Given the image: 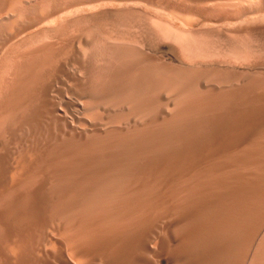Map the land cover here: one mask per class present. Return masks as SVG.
I'll list each match as a JSON object with an SVG mask.
<instances>
[{"label": "rangeland", "instance_id": "1", "mask_svg": "<svg viewBox=\"0 0 264 264\" xmlns=\"http://www.w3.org/2000/svg\"><path fill=\"white\" fill-rule=\"evenodd\" d=\"M222 1L0 0V264H264L263 0Z\"/></svg>", "mask_w": 264, "mask_h": 264}, {"label": "bare ground", "instance_id": "2", "mask_svg": "<svg viewBox=\"0 0 264 264\" xmlns=\"http://www.w3.org/2000/svg\"><path fill=\"white\" fill-rule=\"evenodd\" d=\"M12 1V0H11ZM20 1H22V2H24V3H26V2H28L29 0H20ZM199 1H205V2H209V1H215V0H199ZM224 1V0H223ZM222 1V2H223ZM35 2H37V1H35ZM136 2V1H135ZM221 2V3H222ZM236 2V1H235ZM234 2V3H235ZM4 3V2H3ZM154 3V2H153ZM214 3H216V2H214ZM239 3V2H238ZM32 4V3H31ZM204 4V3H203ZM211 4V3H210ZM7 5V4H6ZM214 5V4H213ZM43 6V5H42ZM45 6V5H44ZM223 6V5H222ZM15 7V6H14ZM213 7V6H212ZM224 7V6H223ZM4 8H5V6H4ZM16 8V7H15ZM33 8V7H32ZM10 9H11V7H10ZM9 9V10H10ZM62 9V7L61 6H57L56 8H54L51 12L52 13H54V12H56V11H59V10H61ZM226 9V8H225ZM240 9V8H239ZM6 10V9H5ZM187 10V9H186ZM238 10V9H237ZM245 10V9H244ZM1 11V10H0ZM4 11V10H3ZM15 11V10H14ZM240 11V12H239ZM234 16H232V17H226V16H224V15H217L215 18H203L202 19V21L200 22V23H198L196 26H202V27H212V26H219V24H223V23H227L228 25H232V24H239L240 22H243L247 17H249L250 16V12H246V11H241V10H239ZM250 11V10H249ZM16 12V11H15ZM164 12V11H163ZM235 12H236V10H235ZM235 12H233V13H235ZM257 12L258 13H261V14H263L264 15V0L263 1H261L259 4H258V10H257ZM3 12H1V14H2ZM13 13V12H12ZM219 13V12H218ZM222 13V12H221ZM227 13V12H226ZM229 13V12H228ZM229 15H231V14H229ZM23 16V15H22ZM17 17H18V15H17ZM20 17V16H19ZM14 18H15V16H14ZM42 17H38L37 19H36V21H42L43 19H41ZM17 19V18H16ZM19 19V18H18ZM157 20V19H156ZM190 20H191V18H190ZM189 20V21H190ZM40 21V22H41ZM1 22H2V20H1ZM192 22V21H191ZM204 22H206V24H204ZM176 24V23H175ZM174 25V24H173ZM9 26V25H8ZM15 26V25H14ZM36 26H38V25H36ZM195 26V25H194ZM223 26V25H222ZM253 26V25H252ZM24 28H26V27H24ZM204 28V29H205ZM252 28V27H251ZM2 29V28H1ZM13 29V28H12ZM226 29V28H225ZM236 30V29H235ZM99 31V30H98ZM163 31V30H162ZM176 31V30H175ZM16 32V31H15ZM28 33V32H27ZM54 33H56V32H54ZM72 33V32H71ZM26 34V33H25ZM75 34V33H74ZM208 34V33H207ZM60 35V34H59ZM12 37H13V35H12ZM231 37V36H230ZM103 38V37H102ZM12 39V38H11ZM16 39H18V37L16 38ZM15 39V40H16ZM241 40V39H240ZM41 42V41H40ZM51 42V41H50ZM53 42V41H52ZM44 43V42H43ZM6 44V43H5ZM10 44H11V42H10ZM39 47V46H38ZM3 48V47H2ZM6 48V47H5ZM26 48V47H25ZM27 51V50H26ZM128 51V50H127ZM243 52V51H242ZM1 53V52H0ZM22 54H24L23 52H22ZM62 54V53H61ZM60 54V55H61ZM169 54H170V52H169ZM172 54V53H171ZM246 54V53H245ZM31 55V54H30ZM172 55H174V54H172ZM176 55V54H175ZM178 55V54H177ZM63 56V55H62ZM23 57V56H22ZM25 57V56H24ZM30 57V56H29ZM170 57V56H169ZM175 57V56H174ZM172 58V57H171ZM199 58V57H198ZM40 60V59H39ZM177 60V59H176ZM179 60V59H178ZM181 60V59H180ZM37 61V60H36ZM231 61V60H230ZM250 61V60H249ZM35 62V61H34ZM181 62V61H180ZM184 62V61H183ZM33 63V62H32ZM203 63V62H202ZM234 63V62H233ZM9 64H11V63H9ZM12 65V64H11ZM33 65V64H32ZM47 65H49V64H47ZM205 65V64H204ZM13 66V65H12ZM11 67V66H10ZM28 67V66H27ZM244 67V66H243ZM12 68V67H11ZM17 68V67H16ZM13 69V68H12ZM19 69V68H18ZM45 69V68H44ZM49 69V68H48ZM53 69V68H52ZM3 71V70H2ZM13 71V70H12ZM154 71V70H153ZM47 72V71H46ZM25 73V72H24ZM50 73V72H49ZM55 73V72H54ZM144 73V72H143ZM149 73V72H148ZM23 74V73H22ZM21 74V75H22ZM47 74V73H46ZM50 77V76H49ZM28 78V77H27ZM45 79V78H44ZM121 80V79H120ZM45 82V81H44ZM10 85V84H9ZM19 85V84H18ZM23 85H25V84H23ZM174 86V85H173ZM18 87V86H17ZM51 87V86H50ZM162 87V86H161ZM165 87V86H164ZM171 87V86H170ZM169 88V87H168ZM250 88V87H249ZM31 89H32V87H31ZM154 89V88H153ZM245 89V88H244ZM168 91V90H167ZM53 92H54V90H53ZM169 92V91H168ZM256 92V91H255ZM112 94V93H111ZM161 94V93H160ZM179 94H181V93H179ZM29 95V94H28ZM40 95V94H39ZM144 95V94H143ZM158 95H159V93H158ZM167 95V94H166ZM177 95V94H176ZM234 95V94H233ZM117 96V95H116ZM131 97V96H130ZM138 97V96H137ZM157 97V96H156ZM5 98V97H4ZM132 98V97H131ZM144 99V98H143ZM151 99V98H150ZM157 99V98H156ZM128 100V99H127ZM127 100H126V102H127ZM139 100V99H138ZM146 100V99H145ZM180 100V99H179ZM192 100V99H191ZM224 100V99H223ZM230 100V99H229ZM234 100V99H233ZM257 100V99H256ZM96 101V100H95ZM149 101V100H148ZM103 102V101H102ZM140 102H142V100L141 101H139V103ZM155 102V101H154ZM158 102V101H157ZM185 102V101H184ZM189 102V101H188ZM191 102V101H190ZM199 102V101H198ZM203 102V101H202ZM227 102V101H226ZM239 102V101H238ZM107 103V102H106ZM153 103V102H152ZM157 104V103H156ZM190 104V103H189ZM130 105H132V104H130ZM139 105V104H138ZM192 105V104H191ZM147 106H149V105H147ZM214 106V105H213ZM226 106V105H225ZM231 106V105H230ZM35 107V106H34ZM132 107V106H131ZM156 107V106H155ZM158 107V106H157ZM156 107V108H157ZM229 107V106H228ZM128 108V107H127ZM212 108V107H211ZM213 108H215V107H213ZM232 108V107H231ZM235 108H237V107H235ZM7 109V108H6ZM60 109H61V107H60ZM103 109H105V107L103 108ZM142 109V108H141ZM150 109V108H149ZM21 110V109H20ZM136 110V109H135ZM135 110H133V112L135 111ZM212 110V109H211ZM24 111V110H23ZM107 111H108V109H107ZM138 111V110H137ZM147 111V110H146ZM160 111V110H159ZM158 111V112H159ZM188 111H189V109H188ZM218 111V110H217ZM26 112V111H25ZM132 112V111H131ZM136 112V111H135ZM157 112V111H156ZM166 112V111H165ZM186 112V111H185ZM192 112V111H191ZM261 112V111H260ZM259 112V113H260ZM129 113V112H128ZM127 113V114H128ZM154 113V112H153ZM206 113V112H205ZM131 114V113H130ZM190 114V113H189ZM117 115V114H116ZM132 115V114H131ZM144 115V114H143ZM148 115V114H147ZM197 115V114H196ZM233 115V114H232ZM19 116V115H18ZM49 116H51V115H49ZM134 116V115H133ZM141 116V115H140ZM179 116V115H178ZM2 117V116H1ZM34 117V116H33ZM56 117H57V115H56ZM61 117V116H60ZM129 118H130V116H129ZM128 118V119H129ZM142 118H144V117H142ZM162 118H164L163 116H162ZM3 119H5V118H2V121H3ZM8 119V118H7ZM63 119V118H62ZM153 120V119H152ZM171 120V119H170ZM210 120V119H209ZM58 121V120H57ZM124 121H127V120H124ZM182 121V120H181ZM60 122V121H59ZM145 122V121H144ZM151 122V121H150ZM20 123V122H19ZM152 123H153V121H152ZM240 123V122H239ZM139 124V123H138ZM146 124V123H145ZM184 124V123H183ZM190 124V123H189ZM236 124V123H235ZM264 124V123H263ZM1 125H3V124H1ZM5 125V124H4ZM26 125V124H25ZM55 125H57L56 123H55ZM243 125V124H242ZM175 126V125H174ZM182 126V125H181ZM240 126H241V124H240ZM239 126V127H240ZM64 127V126H63ZM155 127V126H154ZM2 128V127H1ZM1 128H0V130H1ZM8 128H9V126H8ZM67 128V127H66ZM237 128V127H236ZM247 128V127H246ZM6 129V128H5ZM58 129V128H57ZM100 129V128H99ZM204 129V128H203ZM3 130V129H2ZM9 130V129H8ZM28 130V129H27ZM65 130V129H64ZM74 130V129H73ZM153 130V129H152ZM78 131V130H77ZM76 131V132H77ZM49 132V131H48ZM71 132V131H70ZM118 132V131H117ZM143 132V131H142ZM31 133V132H30ZM69 133V132H68ZM231 133V132H230ZM244 133H246V132H244ZM44 134V133H43ZM48 134V133H47ZM59 134V133H58ZM64 134H66V133H64ZM87 134V133H86ZM97 134H99V133H97ZM113 134H115V133H113ZM232 134V133H231ZM233 134H235V133H233ZM2 135V134H1ZM78 135H80L79 133H78ZM132 135V134H131ZM130 135V136H131ZM162 135V134H161ZM58 136V135H57ZM81 136V135H80ZM106 137H107V135H105ZM114 136V135H113ZM136 136V135H135ZM149 136V135H148ZM176 136V135H175ZM258 136H260V134L258 135ZM1 137V136H0ZM54 137V136H53ZM146 137V136H145ZM237 137V136H236ZM52 138V137H51ZM105 138V137H104ZM116 138V137H115ZM119 138H122V137H119ZM126 138H127V136H126ZM135 138V137H134ZM159 138V137H158ZM256 138V137H255ZM259 138V137H258ZM107 139V138H106ZM155 139V138H154ZM252 139H254V138H252ZM1 141H2V139H0ZM4 140V139H3ZM54 140V139H53ZM100 140V139H99ZM108 140V139H107ZM118 140V139H117ZM130 140V139H129ZM132 140V139H131ZM232 140V139H231ZM56 141V140H55ZM65 141V140H64ZM73 141V140H72ZM97 141V140H96ZM125 141V140H124ZM160 141V140H159ZM11 142V141H10ZM78 142V141H77ZM89 142V141H88ZM101 142V141H100ZM108 142V141H107ZM106 142V143H107ZM113 142V141H112ZM152 142V141H151ZM155 142H157V141H155ZM232 142V141H231ZM238 142V141H237ZM4 143V142H3ZM31 143H32V141H31ZM85 143V142H84ZM93 143V142H92ZM124 143V142H123ZM154 143V142H153ZM182 143V142H181ZM53 144V143H52ZM55 144H56V142H55ZM96 144V143H95ZM146 144V143H145ZM175 144V143H174ZM226 144V143H225ZM27 145V144H26ZM80 145V144H79ZM81 145H83V144H81ZM88 145H90V144H88ZM97 145V144H96ZM113 145V144H112ZM123 145V144H122ZM141 145V144H140ZM29 146V145H28ZM70 146V145H69ZM72 146V145H71ZM84 146V145H83ZM46 147V146H45ZM67 147H68V145H67ZM111 147V146H110ZM222 147V146H221ZM37 148V147H36ZM47 148V147H46ZM75 148V147H74ZM88 148V147H87ZM162 148H164V147H162ZM247 148V147H246ZM81 149H82V147H81ZM89 149V148H88ZM94 149H96V151H97V147L96 148H94ZM100 149V148H99ZM122 149V148H121ZM260 149V148H259ZM44 150V149H43ZM53 150V149H52ZM76 150H78V149H76ZM86 150V149H85ZM92 150V149H91ZM118 150V149H117ZM127 150V149H126ZM72 151H74V150H72ZM83 152H84V150H82ZM103 151V150H102ZM111 151V150H110ZM164 151V150H163ZM173 151V150H172ZM176 151V150H175ZM20 152V151H19ZM76 152H78V151H76ZM75 152V153H76ZM86 152H88V151H86ZM86 152H84V153H86ZM125 152V151H124ZM123 152V153H124ZM165 152V151H164ZM170 152H171V150H170ZM242 152H243V150H242ZM62 153H64V152H62ZM61 153V154H62ZM80 153V152H79ZM83 153V154H84ZM98 153H100V152H98ZM152 153V152H151ZM240 153V152H239ZM255 153V152H254ZM264 153V152H263ZM21 154H23V153H21ZM33 154V153H32ZM64 154H66V153H64ZM64 154H62V156H64L65 157V155ZM116 154V153H115ZM114 154V155H115ZM138 154V153H137ZM157 154V153H156ZM162 154V153H161ZM55 155V154H54ZM78 155H80V154H78ZM96 155V154H95ZM98 155V154H97ZM100 155V154H99ZM112 155V154H111ZM150 155V154H149ZM159 155V154H158ZM198 155V154H197ZM201 155V154H200ZM32 156V155H31ZM59 156V155H58ZM61 156V157H62ZM76 156V155H75ZM102 156H104V155H102ZM152 156V155H151ZM217 156V155H216ZM233 156V155H232ZM69 157V156H68ZM80 157V156H79ZM87 157V156H86ZM134 157H136V156H134ZM59 158H60V156H59ZM63 158V157H62ZM72 158V157H71ZM99 158V157H98ZM35 159V158H34ZM48 159H49V157H48ZM55 159V158H54ZM78 159V158H77ZM113 159V158H112ZM120 159V158H119ZM128 159V158H127ZM126 159V160H127ZM131 159H132V157H131ZM135 159V158H134ZM158 159V158H157ZM181 159V158H180ZM198 159V158H197ZM196 159V160H197ZM202 159V158H201ZM233 159V158H232ZM250 159V158H249ZM67 160V159H66ZM72 160V159H71ZM88 160V159H87ZM136 160V159H135ZM142 160H144V159H142ZM177 160V159H176ZM247 160V159H246ZM25 161V160H24ZM30 161H32V160H30ZM56 161V160H55ZM112 161V160H111ZM114 161V160H113ZM130 161V160H129ZM133 161V160H132ZM146 161V160H145ZM149 161V160H148ZM158 161V160H157ZM237 161V160H236ZM255 161V160H254ZM26 162V161H25ZM34 162V161H33ZM50 162V161H49ZM68 162V161H67ZM102 162V161H101ZM171 162H173V160L171 161ZM177 162V161H176ZM225 162V161H224ZM248 162V161H247ZM44 163V162H43ZM57 163V162H56ZM128 163V162H127ZM134 163V162H133ZM184 163V162H183ZM238 164H240L239 162H237ZM251 163H252V161H251ZM14 164V163H13ZM50 164V163H49ZM100 164V163H99ZM118 164V163H117ZM132 163H130V165H131ZM140 164V163H139ZM214 164V163H213ZM254 164V163H253ZM257 164V163H256ZM52 165V164H51ZM57 165H58V163H57ZM64 165V164H63ZM159 165V164H158ZM207 165V164H206ZM62 166V165H61ZM67 166V165H66ZM65 166V167H66ZM74 166V165H73ZM115 166V165H114ZM192 166V165H191ZM208 166V165H207ZM64 167V168H65ZM82 167V166H81ZM85 167V166H84ZM87 167V166H86ZM94 167V166H93ZM100 167V166H99ZM111 167H112V165H111ZM118 167V166H117ZM205 167V166H204ZM20 168H22V166L20 167ZM20 168H18V170L20 169ZM42 168V167H41ZM55 168V167H54ZM59 168V167H58ZM70 168V167H69ZM78 168V167H77ZM83 168V167H82ZM16 169H17V167H16ZM25 169V168H24ZM35 169V168H34ZM47 169V168H46ZM63 169V168H62ZM61 169V170H62ZM66 169V168H65ZM65 169H64V171H65ZM74 169H75V167H74ZM80 169V168H79ZM92 169V168H91ZM113 169H114V167H113ZM141 169H143V168H141ZM153 169V168H152ZM116 170V169H115ZM127 170V169H126ZM246 170V169H245ZM251 170V169H250ZM22 171H23V169H22ZM36 171V170H35ZM43 171H44V169H43ZM53 171H55V170H53ZM57 171V170H56ZM83 171V170H82ZM89 171V170H88ZM94 171V170H93ZM143 171V170H142ZM168 171V170H167ZM174 171V170H173ZM178 171V170H177ZM215 171V170H214ZM39 172V171H38ZM58 172V171H57ZM85 172V171H84ZM87 172V171H86ZM91 172V171H90ZM89 172V173H90ZM108 172V171H107ZM216 172V171H215ZM40 173V172H39ZM45 173V172H44ZM92 173V172H91ZM178 173V172H177ZM212 173V172H211ZM60 174V173H59ZM64 174H65V172H64ZM85 174V173H84ZM94 174V173H93ZM96 174L98 175V173H97V171H96ZM114 174V173H113ZM36 175V174H35ZM50 175V174H49ZM70 175H72L73 176V174L71 173ZM92 175V174H91ZM90 175V176H91ZM96 175V176H97ZM222 175V174H221ZM85 176V175H84ZM128 176V175H127ZM141 176V175H140ZM213 176V175H212ZM35 177V176H34ZM53 177V176H52ZM51 176L49 177V178H52ZM68 177V176H67ZM81 177V176H80ZM83 177V176H82ZM118 177V176H117ZM131 177V176H130ZM138 177V176H137ZM46 178V177H45ZM44 178V179H45ZM66 178V177H65ZM64 178V179H65ZM84 178V177H83ZM87 178H89V177H87ZM102 178V177H101ZM151 178V177H150ZM161 178V177H160ZM167 178V177H166ZM261 178V177H260ZM21 179V178H20ZM48 179V178H47ZM56 179V178H55ZM103 179V178H102ZM170 179V178H169ZM200 179V178H199ZM235 179H237V180H235V181H238L239 179L238 178H235ZM241 179V178H240ZM16 180H17V178H16ZM25 180V179H24ZM57 180V179H56ZM83 180V179H82ZM85 180V179H84ZM93 180V179H92ZM153 180V179H152ZM165 180V179H164ZM163 180V181H164ZM1 181H2V179H1ZM68 181V180H67ZM72 181V180H71ZM80 181V180H79ZM78 181V182H79ZM136 181V180H135ZM162 181V180H161ZM185 181V180H184ZM219 181H222V180H219ZM253 181V180H252ZM31 182V181H30ZM37 182V181H36ZM101 182V181H100ZM120 182V181H119ZM122 182V181H121ZM166 182V181H165ZM164 182V183H165ZM186 182V181H185ZM218 182V181H217ZM55 183V182H54ZM71 183V182H70ZM84 183V182H83ZM213 183V182H212ZM236 183H238V182H236ZM16 184V183H15ZM166 184V183H165ZM184 184V183H183ZM196 184V183H195ZM239 184V183H238ZM35 185V184H34ZM44 185V184H43ZM71 185V184H70ZM87 185V184H86ZM85 185V186H86ZM117 185V184H116ZM119 185H121V184H119ZM118 185V186H119ZM127 185V184H126ZM125 185V186H126ZM140 185V184H139ZM157 185V184H156ZM16 186V185H15ZM20 186V185H19ZM26 186V185H25ZM36 186V185H35ZM38 186V185H37ZM36 186V187H37ZM61 186V185H60ZM91 186V185H90ZM89 186V187H90ZM124 186V184L122 185V187H125ZM146 186V185H145ZM206 186H207V184H206ZM218 186V185H217ZM237 186H239V185H235V187H237ZM252 186V185H251ZM21 187V186H20ZM88 187V186H87ZM102 187V186H101ZM107 187V186H106ZM234 187V189H236ZM253 187V186H252ZM43 188V187H42ZM82 188V187H81ZM84 188H86V187H84ZM95 188V187H94ZM104 188V187H103ZM119 188V187H118ZM151 188V187H150ZM257 188V187H256ZM262 188V187H261ZM53 189V188H52ZM77 189V188H76ZM100 189V188H99ZM110 189V188H109ZM120 189V188H119ZM228 189V188H227ZM254 189V188H253ZM32 190V189H31ZM81 190V189H80ZM83 190V189H82ZM104 190H106V189H104ZM155 190V189H154ZM206 190V189H205ZM257 190V189H256ZM49 191V190H48ZM95 191V190H94ZM102 191V190H101ZM126 191V190H125ZM258 191H260V190H258ZM28 192V191H27ZM98 192V191H97ZM106 192V191H105ZM108 192V191H107ZM124 192V191H123ZM130 192V191H129ZM172 192V191H171ZM203 192V191H202ZM229 192V191H228ZM245 192V191H244ZM2 193V192H1ZM42 193V192H41ZM122 193V192H121ZM152 193V192H151ZM174 193V192H173ZM199 193V192H198ZM264 193V192H263ZM22 194V193H21ZM76 194V193H75ZM75 194H73V195H75ZM94 194V193H93ZM108 194V193H107ZM146 194V193H145ZM166 194V193H165ZM197 194V193H196ZM18 195V194H17ZM25 195V194H24ZM27 195V194H26ZM31 195V194H30ZM48 195V194H47ZM96 195V194H95ZM99 195V194H98ZM100 195H101V193H100ZM110 195H111V193H110ZM112 195H114L113 194V192H112ZM117 195V194H116ZM134 195V194H133ZM158 195H159V193H158ZM170 195V194H169ZM177 195V194H176ZM190 195V194H189ZM193 195V194H192ZM260 195H261V193H260ZM80 196V195H79ZM178 196V195H177ZM203 196V195H202ZM36 197V196H35ZM102 197V196H101ZM104 197V196H103ZM168 197V196H167ZM188 197H190V196H188ZM223 197V196H222ZM233 197V196H232ZM254 197V196H253ZM49 198V197H48ZM80 198V197H79ZM82 198V197H81ZM97 198V197H96ZM109 198V197H108ZM112 198H114V197H112ZM146 198V197H145ZM193 198V197H192ZM256 198V197H255ZM254 198V199H255ZM20 199V198H19ZM91 199V198H90ZM93 199V198H92ZM104 199V198H103ZM106 199V198H105ZM104 199V200H105ZM111 199V198H110ZM147 199V198H146ZM168 199V198H167ZM93 200H95V199H93ZM108 200V199H107ZM112 200V199H111ZM173 200V199H172ZM234 200V199H233ZM252 200V199H251ZM44 201V200H43ZM115 201V200H114ZM169 201V200H168ZM248 201V200H247ZM22 202V201H21ZM109 202V201H108ZM125 202V201H124ZM129 202V201H128ZM137 202V201H136ZM217 202V201H216ZM221 202V201H220ZM230 202V201H229ZM29 203V202H28ZM100 203H102V202H100ZM99 203V204H100ZM114 203V202H113ZM126 203V202H125ZM181 203V202H180ZM233 203V202H232ZM59 204V203H58ZM106 204V203H105ZM149 204V203H148ZM153 204V203H152ZM30 205V204H29ZM35 205V204H34ZM76 205V204H75ZM246 205V204H245ZM251 205V204H250ZM100 206V205H99ZM125 206V205H124ZM164 206V205H163ZM74 207V206H73ZM86 207V206H85ZM98 207V206H97ZM102 208L104 207V206H101ZM87 208H88V206H87ZM139 208V207H138ZM167 208V207H166ZM180 208V207H179ZM184 208V207H183ZM224 208V207H223ZM226 208V207H225ZM27 209V208H26ZM90 209V208H89ZM98 209V208H97ZM101 209V208H100ZM110 209V208H109ZM108 209V210H109ZM125 209V208H124ZM244 209H246V208H244ZM2 210V209H1ZM73 210V209H72ZM94 210V209H93ZM128 210V209H127ZM182 210V209H181ZM200 210V209H199ZM250 210V209H249ZM38 211V210H37ZM89 211H92V210H89ZM155 211V210H154ZM222 211V210H221ZM14 212V211H13ZM20 212V211H19ZM36 212V211H35ZM96 212V211H95ZM105 212V211H104ZM128 212V211H127ZM139 212V211H138ZM43 213V212H42ZM55 213H56V211H55ZM258 213V212H257ZM1 214V213H0ZM91 214V213H90ZM178 214V213H177ZM50 215V214H49ZM92 215V214H91ZM94 215V214H93ZM204 215V214H203ZM226 215H228V214H226ZM244 215V214H243ZM22 216V215H21ZM263 216V215H262ZM51 217V216H50ZM27 218V217H26ZM106 218V217H105ZM205 218V217H204ZM218 218V217H217ZM236 218V217H235ZM248 218V217H247ZM247 218H245V219H247ZM211 219V218H210ZM229 219V218H228ZM233 219V218H232ZM240 219H242V218H240ZM261 219V218H260ZM259 219V220H260ZM263 219V218H262ZM64 220V219H63ZM85 220V219H84ZM207 220V219H206ZM244 220V219H243ZM249 220V219H248ZM247 220V221H248ZM251 220V219H250ZM10 221V220H9ZM27 221V220H26ZM38 221V220H37ZM36 221V222H37ZM132 221V220H131ZM252 221V220H251ZM40 222V221H39ZM121 222V221H120ZM255 222V221H254ZM54 223V222H53ZM211 223V222H210ZM259 223V222H258ZM60 224V223H59ZM133 224V223H132ZM199 224V223H198ZM212 224V223H211ZM257 224V223H256ZM260 224V223H259ZM7 225V224H6ZM9 225H10V223H9ZM30 225V224H29ZM67 225V224H66ZM69 226H71L70 224H68ZM158 225V224H157ZM161 225V224H160ZM246 225V224H245ZM8 226V225H7ZM27 226V225H26ZM51 226V225H50ZM141 226V225H140ZM247 226V225H246ZM37 227H39V225L37 226ZM41 227V226H40ZM39 227V228H40ZM76 227V226H75ZM137 227V226H136ZM205 227V226H204ZM220 227V226H219ZM17 228H19V227H17ZM42 228H43V230H45V229H47V230H53V231H59L60 230V226H53V227H47V225H44L43 224V226H42ZM144 228V227H143ZM224 228V227H223ZM249 228V227H248ZM104 229V228H103ZM36 230V229H35ZM66 230V229H65ZM1 231V230H0ZM30 231V230H29ZM33 231V230H32ZM39 231V230H38ZM24 232V231H23ZM31 232V231H30ZM29 232V233H30ZM34 232V231H33ZM52 232V231H51ZM50 232V233H51ZM0 233H2V232H0ZM32 233V232H31ZM67 233V232H66ZM70 233V232H69ZM96 233V232H95ZM150 233V232H149ZM175 233V232H174ZM179 233H180V231H179ZM203 233V232H202ZM24 234V233H23ZM46 234V233H45ZM58 234V233H57ZM250 234H252V233H250ZM19 235H21V234H19ZM63 235H65L66 236V234H63ZM63 235H61V237L63 236ZM69 235V234H68ZM72 235V234H71ZM76 234L74 233V236H75ZM114 235V234H113ZM175 235V234H174ZM15 235H14V233H13V231H12V229H10L9 227H5L4 228V231H3V238H6L7 240H9V241H11L12 242V246H10L11 247V253L12 254H14L13 255V257H15L16 259H17V261H21V263H22V261H25V259H24V257H23V253H24V250H26L25 248V246H24V244L22 243L24 240H28V237L26 238V239H21V240H23L22 242L20 241V239L17 237H14ZM33 236H35V235H33ZM48 236V235H47ZM53 236V235H52ZM73 236V235H72ZM82 236V235H81ZM98 236V235H97ZM237 236V235H236ZM39 237H40V232H39ZM41 237H42V235H41ZM49 237V236H48ZM64 237V236H63ZM83 237V236H82ZM88 237V236H87ZM149 237V236H148ZM182 237V236H181ZM54 238H57V237H55L54 236ZM66 238V237H65ZM69 238V237H68ZM77 238V237H76ZM110 238V237H109ZM150 238V237H149ZM166 238V237H165ZM207 238V237H206ZM13 239H17V241H13ZM31 239V238H30ZM50 239V238H49ZM67 239V238H66ZM157 239V238H156ZM213 239V238H212ZM251 239V238H250ZM249 239V240H250ZM33 240V239H32ZM57 240V239H56ZM59 240H61V239H59ZM89 240V239H88ZM95 240H97V239H95ZM94 240V241H95ZM61 241H64V240H61ZM67 241V240H66ZM72 241V240H71ZM84 241V240H83ZM165 241H166V239H165ZM246 241V240H245ZM28 242V241H27ZM32 242V241H31ZM36 242V241H35ZM34 242V243H35ZM65 242V241H64ZM80 242H82V241H80ZM86 242V241H85ZM89 242H91V241H89ZM88 242V243H89ZM98 242V241H97ZM168 242V241H167ZM200 242V241H199ZM234 242V241H233ZM247 242H248V240H247ZM246 242V243H247ZM24 243H26V242H24ZM34 243H32L31 244V247L32 246H37V245H34ZM39 243V242H38ZM72 243V242H71ZM100 243V242H99ZM183 243V242H182ZM181 243V244H182ZM212 243V242H211ZM30 244V243H29ZM28 244V245H29ZM36 244H37V242H36ZM52 244V243H51ZM64 244V243H63ZM91 243H89V245H90ZM96 244V243H95ZM180 244V243H179ZM243 244V243H242ZM39 245H41V244H39ZM56 245L57 246H59L60 248H62L63 247V245H62V243L61 242H58V241H56ZM72 245H74V246H77V247H75V249H77L78 248V250L80 251V253H81V251H83L84 249H82V248H79V246H78V243H77V245H76V243L74 244H72ZM84 245V244H83ZM92 245V244H91ZM102 245V244H101ZM70 246H71V244H70ZM81 246V245H80ZM107 246V245H106ZM220 246V245H219ZM30 247V248H31ZM68 247V246H67ZM86 246H84L83 248H85ZM99 247V246H98ZM121 247V246H120ZM202 247V246H201ZM246 247V246H245ZM29 248V249H30ZM49 248V247H48ZM68 248H70V247H68ZM101 248V247H100ZM105 248V247H104ZM183 248V247H182ZM242 248V247H241ZM28 249V250H29ZM33 249H38V248H31V254H32V256H34L35 258H36V256L35 255H33L34 254V252H36L35 250H33ZM44 249V248H43ZM43 249H41V251H43ZM73 249V248H72ZM154 249H156V248H154ZM97 250H99L98 248H97ZM178 250V249H177ZM181 250V249H180ZM236 250V249H235ZM246 250V249H245ZM250 250H251V248H250ZM50 251V250H49ZM73 251V250H72ZM72 251H71V253H72ZM77 251V250H76ZM212 251V250H211ZM227 251V250H226ZM240 251H242V250H240ZM26 252V251H25ZM40 252V251H39ZM48 252V251H47ZM51 252V251H50ZM68 252V251H67ZM105 252V251H104ZM234 252V251H233ZM236 252V251H235ZM263 252V251H262ZM27 253H29V252H27ZM55 253V252H54ZM36 255H37V253H35ZM39 254V253H38ZM94 254V253H93ZM106 254V253H105ZM206 254V253H205ZM11 255V254H10ZM9 255V256H10ZM28 255V254H27ZM45 255V254H44ZM99 255V254H98ZM228 255V254H227ZM239 255V254H238ZM256 255V254H255ZM121 256V255H120ZM226 256V255H225ZM240 256V255H239ZM6 257V256H5ZM13 257H10L9 259H11V258H13ZM30 257V256H29ZM28 256H27V258H29ZM42 257V256H41ZM49 257V256H48ZM69 257V256H68ZM108 257H110V256H108ZM129 257V256H128ZM146 257V256H145ZM261 257H262V255H261ZM106 258V257H105ZM94 259V258H93ZM108 259V258H107ZM111 260H112V257L110 258ZM204 259V258H203ZM241 259V258H240ZM31 260V259H30ZM37 260V259H36ZM70 260H71V258H70ZM239 260V259H238ZM241 260H243V259H241ZM14 261V260H13ZM16 261V260H15ZM51 261H54V260H51ZM59 261H60V259H59ZM72 261H73V259H72ZM84 261V260H83ZM83 261L81 262V263H83ZM144 261V260H143ZM20 263V264H21ZM29 263V262H28ZM27 263V264H28ZM65 263V262H64ZM67 263V262H66ZM73 263H74V261H73ZM76 263V262H75ZM74 263V264H75ZM79 263V262H78ZM207 263V262H206ZM258 263V262H257ZM14 264H16V262H14ZM26 264V263H25ZM34 264V263H33ZM63 264V263H62ZM77 264V263H76ZM230 264V263H229ZM240 264V263H239Z\"/></svg>", "mask_w": 264, "mask_h": 264}]
</instances>
